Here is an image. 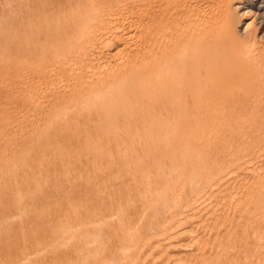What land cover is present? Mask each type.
<instances>
[{
	"label": "bare ground",
	"instance_id": "1",
	"mask_svg": "<svg viewBox=\"0 0 264 264\" xmlns=\"http://www.w3.org/2000/svg\"><path fill=\"white\" fill-rule=\"evenodd\" d=\"M48 1L0 55L21 69L0 105V264H264V156L242 133L264 112L231 102L264 85V0L234 1L242 31L224 10V50L187 0L196 39L176 41L170 0H131L135 21Z\"/></svg>",
	"mask_w": 264,
	"mask_h": 264
},
{
	"label": "rangeland",
	"instance_id": "2",
	"mask_svg": "<svg viewBox=\"0 0 264 264\" xmlns=\"http://www.w3.org/2000/svg\"><path fill=\"white\" fill-rule=\"evenodd\" d=\"M23 1L24 0H0V51H1L0 52V55L6 54V53L7 54H10V53L21 54V52H19L18 50H16V51H6L8 45H9V42H8L9 41V39H8L9 38V36H8L9 34L6 32V30L8 29V26L11 23L21 24V23L24 22L23 17L26 16V15L24 16V13H25L24 12V9L26 10V7L28 5H30L28 7H32V11H33L34 15L37 14L38 12L42 11V1L43 0L42 1L41 0H28V1L25 0V2H23ZM83 1H85V0H80V2H83ZM121 1L122 0H104V5H105L104 8H105L106 12L107 11H110L111 9H116L117 10V9H124L125 8V10L123 12L125 14V16H130V14H133L134 16L131 15L132 18H130V19L133 20V21H135V19L137 17L136 16L137 15L136 14V11L138 10V8L135 6L137 3H135V2L131 3L132 2L131 0H126V1H123V2H121ZM142 1L143 2L141 3V5L143 7V11L141 13L146 14V12H152L153 9H152L151 3L149 4V2H151V0H147V1L142 0ZM170 1L172 2L171 3L172 7H171V5L168 6L169 7L168 8V11L169 10L172 11L173 8H174V10L172 11L173 13L172 12L170 13V11L168 12V13H170V14H168L169 17H170L169 22L171 21L170 22L171 25L172 26L174 25V27H176V28L179 29V36L181 35V37H175L174 35H171V33H169V36L167 37V39L169 38V40H175L176 41V40H178L180 38L186 39V40L187 39L188 40L189 39H193L194 40V39H196V37H198L197 39H199L202 43H205L206 42V44H207L206 46L207 47L209 46L208 48H212V46H214L213 48H216L217 49V47L219 46V47H221L224 50L225 49L224 46L226 47V45H227L226 43H224L225 35L223 34V30H221V28H222L221 26H222V23L224 21L223 18H224V15H225L224 10L226 8L229 9V7L231 9H233L234 11L236 10L235 11V13L237 15L236 16L237 17L236 23L238 22L237 25H236L237 26L236 27V30H241L242 31V27H243L244 23L247 21L246 19H243V16L238 15L241 12H239L238 9L235 8V2L234 1H236V0H187L188 1L187 4L188 5H191L192 8H194L195 6H198L199 5L198 6L199 8L197 7V9H199V11H200V12H198V15H199L198 25H200V27H199V31H198L199 34L197 35V33H195L196 31L193 30V29L198 28V27H195V23L193 22V18H195V16L193 17L191 11L187 7L185 8L184 13H182L180 11L181 10L180 6H179V8H180V10H179V8L176 6L175 2L173 3V0H170ZM47 2L50 3L48 0H47ZM124 4H126L127 5L126 7H129L130 9L126 8ZM35 5H37V6L40 5V6L37 7ZM133 5H134V7H133ZM13 8H15V10H16L15 13L18 12L17 13V14H19L18 16H21L20 19H16V20H11L10 19V16L13 15V13H14L12 11ZM20 9L22 11H20ZM177 9L181 13L179 11H177ZM19 11H20V13H19ZM129 11H131L132 13L131 12L129 13ZM185 12H186V15H185ZM128 13H129V15H127ZM181 14L182 15L184 14V16H182ZM179 15H181V17H183V18H181ZM101 16H103V14H101ZM178 16H179V18H180L181 21L178 20L179 19ZM238 16H240V17H238ZM171 17H172V19H171ZM97 19H98V21L103 22V18L102 17L98 16ZM97 19H95V20H97ZM177 21H179V22H177ZM204 26H205V30H204ZM16 28L19 29L18 25H16ZM210 28H211V30H210ZM182 35H184V36H182ZM200 35H201V37H200ZM208 43H210V44L208 45ZM16 46L20 47V43L17 44ZM203 48H204V50H203V53H204L205 52V47H203ZM4 70L6 72H4ZM20 70L21 69L19 67H16V69L13 70L12 68H9V67H7V69H6L5 67L0 66V93H1L0 94V98L3 97L0 100V105H3L4 102L6 101V98H5L6 89L10 87V80H9L10 79V76H11L10 73H19ZM259 86H260V88H259ZM249 90L250 91L246 92L247 95H246V93H244V96H241L240 93L237 95L234 92V94H231L232 95L231 102L234 101V100L237 101V102L234 101V103H236V105H238V106H242V108L236 107L237 110L240 111V112L246 113V114L256 113V111L257 112H264V108H263V106H264V99H262L263 103H260V101L257 100V97H258L259 94H260V97L264 98V85L251 86V88H249ZM251 90H252V93H251ZM1 91H3V92H1ZM234 96L236 98H237V96L238 97L240 96L241 98L244 97V98L241 99L239 97V98L236 99ZM245 98L246 99L248 98V99L247 100H243ZM244 106H246L248 109L246 107L243 108ZM258 108L259 109L261 108V109L258 110ZM258 116H260V117H257L256 118L257 121H254L255 119L252 118V116L249 117V123L247 124V129H246L245 132H242V133L243 134L249 133V134H245L247 136L250 135V134L251 135L254 134L253 136L260 137V139H259L260 142L259 143H255V141L252 142L254 144V146L251 147V148H252L253 153H254L255 156H264V142H263L264 141V120H263L264 119V113H263V115H259L258 114ZM253 121H254V123H252V125L250 126V122H253ZM16 124L13 123L11 125V127L13 129H14L15 126L19 127L18 126L19 123L17 125ZM20 124H21V122H20ZM257 124H258V126H257ZM252 127H253V129H252ZM249 128H250V130L252 129L253 131L251 130L252 131L251 132L249 130ZM15 129H16V127H15ZM259 129L262 130V131H260ZM244 140L249 144L251 139H248V140L247 139H244Z\"/></svg>",
	"mask_w": 264,
	"mask_h": 264
}]
</instances>
